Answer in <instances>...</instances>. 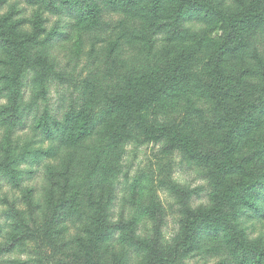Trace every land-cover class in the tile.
I'll use <instances>...</instances> for the list:
<instances>
[{
	"label": "rangeland",
	"instance_id": "rangeland-1",
	"mask_svg": "<svg viewBox=\"0 0 264 264\" xmlns=\"http://www.w3.org/2000/svg\"><path fill=\"white\" fill-rule=\"evenodd\" d=\"M91 1L0 0V264H264L262 221L246 211L237 230L207 219L227 186L264 174V153L252 151L264 128L251 129L264 108L248 105L264 98V46L224 67L212 85L221 92L198 77L190 88L188 75L205 66L176 74L185 47L169 41L167 16L129 20L128 9L93 0L98 24L79 25L78 10ZM220 1L237 10L249 0L210 3ZM130 27L135 45L103 42ZM196 27L193 34L205 29ZM217 31L214 39L224 28ZM252 67L262 77H244L243 87L238 71ZM150 71L145 92L156 81L159 95L171 96L152 102L156 112L150 103L128 111L125 98L112 105L137 93L136 80ZM79 113L102 120L99 128L62 145L68 115ZM215 223L223 229L214 232Z\"/></svg>",
	"mask_w": 264,
	"mask_h": 264
},
{
	"label": "trees",
	"instance_id": "trees-1",
	"mask_svg": "<svg viewBox=\"0 0 264 264\" xmlns=\"http://www.w3.org/2000/svg\"><path fill=\"white\" fill-rule=\"evenodd\" d=\"M210 1L211 0H109L108 3L113 6L117 4V6L128 9L126 16L129 20L147 18L150 23H152L158 19H164L165 16H167L165 19L168 20H165V22H168V26L171 27V29L168 30L169 41L175 43L174 45H178L180 48L185 47L183 50V59L178 62H173V64L177 66V69L175 70L176 74L180 75L178 70L182 68L181 74L183 75L188 68V64L190 70L193 68V64H196L198 67L205 66L206 73H200L201 70H198L199 72L195 71L193 75L191 73L188 75L190 78L189 80H192L190 83L194 82L195 77H198L200 80L204 78L208 82L207 89L212 87V90H216L218 93L222 91L219 88V84L216 86L212 85L215 81L219 82L222 79V76L225 74L223 72L225 66L239 60L240 55H249L250 51H256V55L258 56L262 53L260 48L261 46H264V5L263 0H249L251 1L250 4L248 3L249 1L247 3L242 2L241 6L239 5V9L236 10L233 9V6H229L228 8L223 5V1L217 2L214 4L215 6H212ZM219 5L223 6L219 7ZM97 10L98 7L95 3L93 4V0L85 4L84 7L82 6L77 13V15H79V18L77 19L79 25L90 26L98 24L97 21L100 20V17ZM245 24H250L251 28L247 29L246 27H243ZM199 25H203L205 29L201 30V33L198 35L193 34V28ZM219 28H224L223 32H227V34L222 32V35H219L218 39H214L212 36H216L214 33L218 32L217 29ZM250 29L251 34L254 35H248V38L238 42V39H242V31L250 32ZM260 31L262 34H260ZM137 33L138 31L134 32V29L132 28L131 32H124V34H119L117 36L114 34L110 35L103 42H106L112 49H117L118 46H123L125 41L129 42L131 45H135L134 42L137 41L138 37ZM253 36L257 40L256 43L252 40ZM5 40L6 43H12L9 33H5ZM149 41H153L152 37ZM148 43L153 44V42ZM172 58L173 57H171V59ZM261 58L262 56L260 59ZM118 60L119 59L114 58L112 59V63H115ZM261 61L264 62V59ZM168 65H171V63L169 62ZM150 72V78L148 77L147 72L144 77L139 76L138 80H136L137 86L135 88H140L137 93L126 94V97H124V94H119L116 96L117 99H113L114 102L112 105L120 108V105H122L121 100L122 98H125L127 99L126 101H128L127 104H125L128 111H132L135 108L139 110L143 108L146 103H150L152 112H156L159 106H153L152 102H155L156 99L159 98L157 104L160 105L162 101H165L164 99H168L171 96L167 94H163L162 96L159 95L161 85L156 81H154L155 87L153 88L151 86L148 92H145V86H150V82L154 78L152 77L153 72ZM237 75H240L239 82H241L243 87H245L244 85L246 81L243 79L244 77L249 76L250 78H254V80L257 77H262L260 71L256 70L254 67L245 70L241 69L238 71ZM173 79L174 78L169 77V81L167 79L164 80V82L171 83L174 81ZM232 81H237V78L235 77V80L232 78ZM188 86L193 88V83ZM234 90L236 91L237 88ZM203 91L205 90L201 88L200 94L198 95H201ZM186 93L187 91L185 93L182 92L181 95L185 96ZM256 97L257 100L248 103V105L254 106V109H257L258 106L261 110L264 108V98L261 101V98H259L260 96ZM189 106L190 105H187V107ZM121 107H124V105ZM67 118V122L69 125L71 124L72 128L69 129V132L66 130L67 132L65 135H67V138L62 140L61 144L66 146L87 141L95 134L96 129L99 128L102 121L100 120L99 122L94 123L90 120L89 115L83 113L77 115L70 114ZM251 125V129L261 130L264 128V112L262 120L254 121ZM248 147L246 148V146L241 145L240 148L247 150ZM239 151L241 150L239 149ZM252 151H254L253 154L264 153V144L257 150ZM54 157H56V154H54ZM221 161L222 171L230 174V171L234 169L232 164H228L227 158H223ZM263 180L264 174H256L247 180L244 179L239 183L235 182L229 187L227 186L224 194L226 197H224V199L220 197L218 205L208 213L207 219L216 222L219 217L225 218V221L229 220L228 222H230L228 224L229 227H234L238 230L239 225H244L239 221V218L242 215H246L245 212L247 211L252 214L249 218L264 223V195L257 191L259 184L263 182ZM227 209L228 211H226ZM219 225L220 224L218 223L213 224L214 232L220 231L222 226ZM237 230H233V235L239 233ZM212 234L213 232L211 235ZM102 237L103 233L98 236V239H101ZM148 252L154 255L153 253H155V250L150 248V251ZM238 263H240V260Z\"/></svg>",
	"mask_w": 264,
	"mask_h": 264
}]
</instances>
